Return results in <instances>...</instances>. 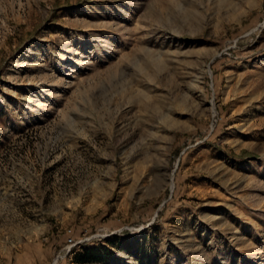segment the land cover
<instances>
[{
	"label": "rangeland",
	"instance_id": "1",
	"mask_svg": "<svg viewBox=\"0 0 264 264\" xmlns=\"http://www.w3.org/2000/svg\"><path fill=\"white\" fill-rule=\"evenodd\" d=\"M0 264H264V0H0Z\"/></svg>",
	"mask_w": 264,
	"mask_h": 264
},
{
	"label": "bare ground",
	"instance_id": "2",
	"mask_svg": "<svg viewBox=\"0 0 264 264\" xmlns=\"http://www.w3.org/2000/svg\"><path fill=\"white\" fill-rule=\"evenodd\" d=\"M159 104V103H158ZM157 104V105H158ZM147 105H149V106H151L149 103H147L146 104V106ZM162 106V105H161ZM161 106H159V108H158V110H159V112H160V109H161ZM164 106V105H163ZM173 109V108H172ZM157 110V109H156ZM174 110H172V112H173ZM167 112V111H166ZM171 111L170 110H168V113H164V114H161L162 116H161V119L164 121V123H166V124H168V125H171V124H174V120H173V118H172V112L170 113ZM172 115V116H171Z\"/></svg>",
	"mask_w": 264,
	"mask_h": 264
},
{
	"label": "trees",
	"instance_id": "3",
	"mask_svg": "<svg viewBox=\"0 0 264 264\" xmlns=\"http://www.w3.org/2000/svg\"><path fill=\"white\" fill-rule=\"evenodd\" d=\"M80 262H89V258L88 259H81Z\"/></svg>",
	"mask_w": 264,
	"mask_h": 264
}]
</instances>
